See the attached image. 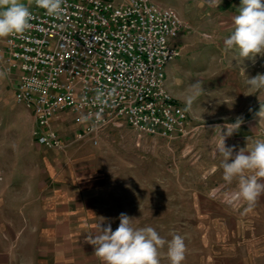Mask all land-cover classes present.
<instances>
[{"label":"rangeland","instance_id":"obj_1","mask_svg":"<svg viewBox=\"0 0 264 264\" xmlns=\"http://www.w3.org/2000/svg\"><path fill=\"white\" fill-rule=\"evenodd\" d=\"M30 1L21 0L25 6ZM153 1L174 8L185 22L176 38L182 55L170 62L165 71L166 86L188 110L192 129L188 135L166 138L140 134L127 122L118 120L99 132L98 143L88 139L96 162L108 179L100 205L102 225L111 224L115 231L120 214L125 213L134 219V226H151L166 240L179 234L187 246L182 264H237L232 250L245 249L243 239L256 241L260 250L256 253L264 258V196L250 212L245 211L246 206L233 208L209 196L211 189L224 183L219 167L222 157L215 152L220 131L216 127L223 131L224 125L237 120L242 127L243 122L254 118L260 128L250 142L264 140V123H259L258 116L264 107V91L252 92L245 84L247 76L264 74V55L243 60L235 49L224 46L240 3ZM4 39L0 38V45ZM14 82V77L4 71L0 52V206L4 176L18 172L20 164L25 165L23 152L27 149L20 146L32 141V117L16 101ZM195 84L202 91L189 106L186 101ZM63 116L68 122L59 125V130L69 139L77 126L71 114ZM237 132L225 140L227 147L234 148V154L244 144L243 138L238 137L244 135V130ZM214 167L217 170L211 173ZM206 172L207 179H201ZM166 251V247L160 251L161 264H170Z\"/></svg>","mask_w":264,"mask_h":264},{"label":"built area","instance_id":"obj_2","mask_svg":"<svg viewBox=\"0 0 264 264\" xmlns=\"http://www.w3.org/2000/svg\"><path fill=\"white\" fill-rule=\"evenodd\" d=\"M64 6L66 14L54 17L31 0V27L0 45L15 99L34 117V141L51 150L98 143L99 132L118 120L140 134H190L191 116L166 86L165 67L182 55L179 13L153 0ZM67 112L77 125L69 139L55 125Z\"/></svg>","mask_w":264,"mask_h":264},{"label":"crops","instance_id":"obj_3","mask_svg":"<svg viewBox=\"0 0 264 264\" xmlns=\"http://www.w3.org/2000/svg\"><path fill=\"white\" fill-rule=\"evenodd\" d=\"M67 119L62 116L55 125L59 128ZM243 123L238 130L245 133L238 137L243 138L242 148H246L253 144L250 140L260 126L254 118ZM32 129V141L20 146L27 149L23 152L25 165L20 164L18 172L12 171L3 180L0 264H102L86 237L96 225L103 227L100 205L108 179L96 162L90 141L75 140L64 149L51 150L34 141ZM238 130L234 132L237 135ZM255 244L243 239L245 249L234 247L233 260L237 264H264Z\"/></svg>","mask_w":264,"mask_h":264},{"label":"clouds","instance_id":"obj_4","mask_svg":"<svg viewBox=\"0 0 264 264\" xmlns=\"http://www.w3.org/2000/svg\"><path fill=\"white\" fill-rule=\"evenodd\" d=\"M35 5L50 16L62 17L67 9L66 0H34ZM218 6V5H217ZM32 14L21 0H0V38L23 34L31 27ZM228 50L235 49L238 56L254 58L264 55V0H241L238 13L232 17V31L224 39ZM252 92L264 91V74L245 80ZM193 93L186 103L190 106L202 89L198 84L192 86ZM259 123H264V107L258 113ZM240 120L219 128V141L215 152L222 157L220 168L224 183L211 189L209 196L233 208L245 207L252 211L261 196H264V140H256L252 145L241 148L234 154V148L227 147L225 140L240 127ZM217 169L214 167L211 173ZM205 173L201 179H207ZM235 181V186L232 187ZM133 218L121 213L119 225L113 231L111 224L101 227L86 237V242L94 246V254L102 264H161L160 251L167 248L170 264H182L187 246L179 234L170 240L162 237L151 226L137 227Z\"/></svg>","mask_w":264,"mask_h":264}]
</instances>
